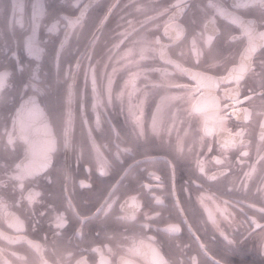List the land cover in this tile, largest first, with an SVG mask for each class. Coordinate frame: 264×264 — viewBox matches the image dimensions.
<instances>
[{
	"label": "snow or ice",
	"instance_id": "snow-or-ice-1",
	"mask_svg": "<svg viewBox=\"0 0 264 264\" xmlns=\"http://www.w3.org/2000/svg\"><path fill=\"white\" fill-rule=\"evenodd\" d=\"M0 264H264V0H0Z\"/></svg>",
	"mask_w": 264,
	"mask_h": 264
}]
</instances>
